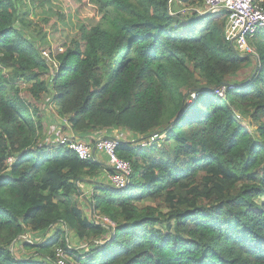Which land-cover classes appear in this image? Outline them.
<instances>
[{"label": "trees", "instance_id": "1", "mask_svg": "<svg viewBox=\"0 0 264 264\" xmlns=\"http://www.w3.org/2000/svg\"><path fill=\"white\" fill-rule=\"evenodd\" d=\"M59 1L65 13L40 24L89 22L53 48V72L18 25L31 27L22 0H0V68L13 72L0 69V264H57L58 248L72 264H264V28L244 56L225 39V14L194 11L204 0H181L191 7L176 14L169 0ZM29 2L30 12L49 0ZM17 81L93 146L114 130L132 136L117 148L127 186L111 184L108 157L43 140ZM17 245L34 253L17 256Z\"/></svg>", "mask_w": 264, "mask_h": 264}, {"label": "rangeland", "instance_id": "2", "mask_svg": "<svg viewBox=\"0 0 264 264\" xmlns=\"http://www.w3.org/2000/svg\"><path fill=\"white\" fill-rule=\"evenodd\" d=\"M205 1V0H204ZM203 1V3H204ZM31 4L29 0H22V4L24 6V11H21L20 17H25L26 20L31 22V27L24 28L21 22L18 23V25L21 26L22 30L24 31V35L29 38L32 43L36 46V48L39 50L40 54L43 57H47L46 59L49 61L53 72L57 70V60H55L56 54L53 51V48L58 45L62 47V44L64 42H70L76 35L77 31L79 30V26L83 23H88L89 19L85 18L84 20H80L74 16V14H66V20L65 21H58L57 22V30L58 32H54L52 28L46 27L44 23H41L44 18L47 17H53L54 14L57 11H60L62 13H65L66 7L61 3L59 0H49L48 3L44 4V6L41 7H35L32 6L30 12L26 5ZM202 3V5H203ZM204 6V5H203ZM191 6H187L186 3H184L181 0H174L172 3V9L171 12L179 11L180 13L184 11L185 9L190 8ZM194 9H200L198 6H195ZM202 8V7H201ZM173 14H176L174 13ZM46 29H44V28ZM61 51V49L59 50ZM45 55V56H44ZM2 74L5 77H12L13 72L1 66ZM16 87L21 88V93L24 99L32 106L36 107L39 115L42 117V120L44 122V128L46 127V132L44 133L43 140L47 142H51L54 144H58L60 139H67L68 141H74V142H83L86 144L92 145L93 142L90 139L81 140L80 136L77 135L70 127L68 121H66L63 117L59 116L58 113V106L54 102H47V99L42 98L41 100L35 99L32 94L30 93V87L31 83L21 82L17 81L14 82ZM115 133H112V136H116V134L119 137H124L125 141L127 139H132V136H128V134L121 130H114ZM127 135H126V134ZM94 135V133H91ZM93 138V137H92ZM130 141V140H129ZM143 142L142 146H146L148 142ZM99 157L106 165H108L107 157L104 156L103 153L98 152ZM101 155V156H100ZM109 166V165H108ZM107 167V166H106ZM104 180V178L102 177ZM81 186V185H80ZM84 186L82 185V188ZM90 187H84V190L89 192ZM81 205L83 206L86 215L90 213V206L87 201L80 200ZM141 207H153V208H160L158 203L151 202L150 200H145L144 202H141L138 204ZM163 212H166V210H162ZM94 215H97L93 213ZM103 216V215H102ZM106 217V216H105ZM108 218V217H106ZM112 224L106 223L104 220L96 219L94 223H97V221H100L103 226H106L109 228V226H114V222L108 218ZM31 237H30V236ZM73 233H70V238L68 237V244L73 245L72 239H73ZM25 239H23L25 242H29V240L37 241V239L40 238L39 235H35L32 233H29L28 235H24ZM31 238V239H30ZM75 244H77L78 238L75 236ZM80 245L83 243H79ZM34 251H26L23 247L17 245L15 248V254L17 256H28L32 255ZM35 255V254H34Z\"/></svg>", "mask_w": 264, "mask_h": 264}, {"label": "built area", "instance_id": "3", "mask_svg": "<svg viewBox=\"0 0 264 264\" xmlns=\"http://www.w3.org/2000/svg\"><path fill=\"white\" fill-rule=\"evenodd\" d=\"M173 2L174 0H169V6ZM194 11L201 15L205 13H212L215 16L225 14L227 16L225 19L226 41L241 55L255 54L249 39L259 29L264 28V0H205L204 6L200 9H194ZM44 58L47 57L45 56ZM219 94L224 96L225 87L222 88ZM123 140L124 137H119L116 134L114 138L98 139L94 146L83 142L68 141L65 138L61 139L60 142L69 144V148L84 160H96V151L97 153H103L108 157L109 166L113 170V174L109 178L111 184L118 189H122L127 186L132 174L131 165L122 161L117 154L119 141ZM95 148L96 151L94 150ZM104 221L110 225L112 224L108 218H104ZM56 254L58 258L57 264H72L66 259L65 253L61 248L56 249Z\"/></svg>", "mask_w": 264, "mask_h": 264}, {"label": "crops", "instance_id": "4", "mask_svg": "<svg viewBox=\"0 0 264 264\" xmlns=\"http://www.w3.org/2000/svg\"><path fill=\"white\" fill-rule=\"evenodd\" d=\"M112 133H115L114 131L112 132ZM105 137L106 138H113L114 136H112V135H107V134H105ZM101 156V155H100ZM97 157H98V159L101 161V162H103L104 163V161H102L101 159H100V157H99V154L97 153ZM84 186V185H83ZM84 187H86V186H84ZM84 187L82 188V185L80 186V188H82V190H83V192H84V194H88V193H90V191L89 192H87V191H85L84 190ZM91 189V188H90ZM90 189H88V190H90ZM89 203V202H88ZM90 204V203H89ZM88 216L90 217V219L93 221V222H95V220L96 219H99V220H104V218H106L105 216H102V215H94L93 214V212H92V210H90V213L88 214ZM115 227V224H114V226H109V229H113ZM70 233H72V232H69V231H67V238L69 237L70 238ZM74 235V234H73ZM22 239H25V237H22ZM75 235L73 236V239H72V243H73V245H71V246H73V247H75V248H78V249H82V248H84L85 247V245H83V244H79L80 243V240L78 239V243L77 244H75ZM68 240V239H67Z\"/></svg>", "mask_w": 264, "mask_h": 264}, {"label": "water", "instance_id": "5", "mask_svg": "<svg viewBox=\"0 0 264 264\" xmlns=\"http://www.w3.org/2000/svg\"><path fill=\"white\" fill-rule=\"evenodd\" d=\"M208 15H210V14H208ZM121 143H125V142H124V141H122V142L119 141V145H120ZM94 150L96 151V148H95Z\"/></svg>", "mask_w": 264, "mask_h": 264}, {"label": "clouds", "instance_id": "6", "mask_svg": "<svg viewBox=\"0 0 264 264\" xmlns=\"http://www.w3.org/2000/svg\"><path fill=\"white\" fill-rule=\"evenodd\" d=\"M205 14H212V13H205ZM205 14H204V15H205ZM113 138H114V137H113ZM123 141H124V140H123Z\"/></svg>", "mask_w": 264, "mask_h": 264}]
</instances>
